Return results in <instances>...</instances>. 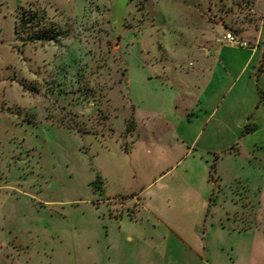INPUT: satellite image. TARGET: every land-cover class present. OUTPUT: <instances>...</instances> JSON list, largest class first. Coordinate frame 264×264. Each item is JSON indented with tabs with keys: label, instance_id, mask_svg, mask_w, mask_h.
Instances as JSON below:
<instances>
[{
	"label": "rangeland",
	"instance_id": "1",
	"mask_svg": "<svg viewBox=\"0 0 264 264\" xmlns=\"http://www.w3.org/2000/svg\"><path fill=\"white\" fill-rule=\"evenodd\" d=\"M218 2L0 0V264H145L132 192L170 197L195 174L210 189L218 159L229 188L224 151L263 153V123L246 128L264 120V73L226 64L251 52L264 0ZM226 7L247 48L210 21ZM178 137L195 140L194 166Z\"/></svg>",
	"mask_w": 264,
	"mask_h": 264
},
{
	"label": "crops",
	"instance_id": "2",
	"mask_svg": "<svg viewBox=\"0 0 264 264\" xmlns=\"http://www.w3.org/2000/svg\"><path fill=\"white\" fill-rule=\"evenodd\" d=\"M228 2L230 0H219L218 3L224 6L229 4ZM251 11L259 12L255 3ZM232 13L231 7L214 9L210 21L225 27V33L231 31L238 37L249 33L247 29H238V23L230 19ZM260 14L259 22L254 28L255 35L252 37L254 46L249 54L244 53V58L241 57V67L238 68L231 58L227 60L226 68L235 75L238 72L239 76L244 75L252 65L260 68V75L264 73V12ZM210 51L211 49H206L207 53ZM251 113L253 110H248L244 115ZM212 114L213 112L208 117H213ZM261 123L264 126V120L257 122L255 130L251 133H254ZM235 126L241 128L243 123L239 122ZM232 127L231 122H221L220 125L221 129L228 131ZM178 141L183 148V159L192 158L190 162L194 166L199 157L195 140L189 142L178 137ZM258 148V144L252 151L245 148L243 158L239 149L224 151L225 156L231 157L236 165L239 163L233 175L228 177L232 178V187L228 188L224 184V172H221V163H218L225 159H218L213 163L215 178H211L210 189L206 186L201 189V177L195 174L191 175L192 179L187 182L196 187L180 191L177 195L164 198L165 196L158 192L145 198L144 190L132 192L127 199L135 206L130 208L131 205L128 204L126 209H133L136 223L143 228L141 240L143 239L144 246L148 248L142 255L145 264H151L153 261L158 264H264L261 232L264 228L262 195L256 186L249 184L252 177L257 181V176L247 174L248 166L256 167L257 160L261 165L264 164V149L257 157L255 150L258 151ZM200 156H204L201 151ZM118 195H124L122 197L125 198L128 194ZM163 199H167V203ZM150 252L153 254L150 255Z\"/></svg>",
	"mask_w": 264,
	"mask_h": 264
},
{
	"label": "built area",
	"instance_id": "3",
	"mask_svg": "<svg viewBox=\"0 0 264 264\" xmlns=\"http://www.w3.org/2000/svg\"><path fill=\"white\" fill-rule=\"evenodd\" d=\"M222 42L231 45V46H238L241 48H247L248 44L245 41H242L239 39L238 36H236L233 32L231 31H227L223 38H222Z\"/></svg>",
	"mask_w": 264,
	"mask_h": 264
},
{
	"label": "trees",
	"instance_id": "4",
	"mask_svg": "<svg viewBox=\"0 0 264 264\" xmlns=\"http://www.w3.org/2000/svg\"><path fill=\"white\" fill-rule=\"evenodd\" d=\"M22 28H23L22 22L18 21L17 24H16V33L18 35L21 34ZM41 37L43 38V35H41ZM41 37H39V38H41ZM35 39H37V37H35L34 35H30L29 41H33V40L35 41ZM246 130H247L246 131L247 133H251L253 130H255V127L251 126L250 124H248ZM212 170H214V165L212 166ZM211 178H213V174L212 173H211Z\"/></svg>",
	"mask_w": 264,
	"mask_h": 264
}]
</instances>
